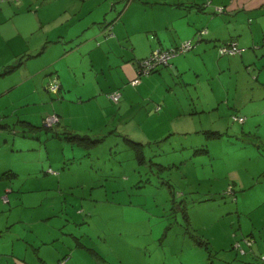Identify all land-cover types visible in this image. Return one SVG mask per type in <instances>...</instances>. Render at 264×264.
<instances>
[{
  "label": "rangeland",
  "instance_id": "obj_1",
  "mask_svg": "<svg viewBox=\"0 0 264 264\" xmlns=\"http://www.w3.org/2000/svg\"><path fill=\"white\" fill-rule=\"evenodd\" d=\"M105 1L58 0L38 26L21 15L9 28L10 50L26 51L0 74V264H264L263 88L236 63L213 75L224 41L180 40L189 31L166 30L151 0L123 13L133 42L86 41L117 32ZM79 8L81 24L68 26L77 15L64 9ZM155 28L167 48L193 47L132 80L117 56L134 64V48L141 59L161 48ZM52 46L70 51L59 73ZM19 60L48 67L22 80ZM13 180L8 191L2 181Z\"/></svg>",
  "mask_w": 264,
  "mask_h": 264
},
{
  "label": "crops",
  "instance_id": "obj_2",
  "mask_svg": "<svg viewBox=\"0 0 264 264\" xmlns=\"http://www.w3.org/2000/svg\"><path fill=\"white\" fill-rule=\"evenodd\" d=\"M122 0H115L113 5L110 4L109 0L105 1V6L103 8V21H108L107 16L110 14L111 17L115 19L114 27L117 26V32L108 34L109 37L106 38L102 36V32L95 33L92 37L88 38L86 41H93L95 38H101L102 42H106L112 40V36L116 38V42L118 44H122V40L127 42H133V34L126 28V24L123 23V13L129 10L134 4H136L137 0H129L120 11V3ZM153 4H157L161 6L162 11L166 14L167 18L164 22V28L169 30L171 34H175L178 36L180 29H187L189 32L180 37V40L185 38L192 37L195 35L200 29L205 28L206 33L203 34L202 38H199V41L209 42L208 44H213L212 48L216 46L218 41H224L223 43H227L230 41L236 42V45L242 48V52L237 55H224L221 58L217 59V66L215 73L218 78L226 77V74H232L231 67L236 63L241 69L248 71L249 74H252L251 77H255L257 80V86L263 89H259L261 94V100H263L264 104V47L260 44L262 43V39L264 38V0H151ZM58 0H0V74H5L10 70L8 69V65L10 63H14L16 58L24 51L19 44L15 49L10 50L12 47L9 42V28L17 29L16 23L21 15H29L30 24L33 27L38 26L42 23L41 14L44 10L48 8H52L53 5H56ZM207 3H210L207 5ZM216 6L217 10H222L223 13H210L205 10V7L214 8ZM176 7V8H175ZM195 11H194V10ZM116 10V12L114 11ZM75 12L77 15V19L73 20L69 23L68 26H72L75 22L81 24L85 13L82 8L77 10L64 9V13ZM54 20V18L52 19ZM99 23L97 20H89L84 26H82V30H86L88 28H96L95 24ZM64 24V23H62ZM128 27V25H127ZM225 28L226 31L221 33L219 29ZM6 31L4 33L3 31ZM113 30V29H112ZM119 30V31H118ZM104 33V32H103ZM151 35H153V40L155 39L156 44L161 48H167L169 44H167L163 36L160 34L159 29L155 28L151 30ZM103 37V38H102ZM65 41L64 34H60L58 40L51 41V43H59V39ZM72 38H70L71 40ZM60 45V44H59ZM134 47V44H133ZM43 51V50H42ZM39 51L38 53H42ZM49 54L53 55V60L51 64V69H55L56 72L59 73V69L55 66V62L59 59H64L69 56V50L61 47H51L46 50ZM45 51V52H46ZM29 56V54H28ZM235 56V57H231ZM120 60L121 67L124 68L126 75L130 79L137 78L136 72V63L141 57L137 55L134 48L133 57L136 58V62L130 63L129 61L122 62V55L118 54L117 56ZM22 58V57H20ZM16 68V72L20 74L22 80H25L29 77H34L36 74L42 76L43 69H46L48 66H44L43 64L34 66L35 68H30L29 63H20ZM7 66V67H6ZM16 66V65H15ZM14 67V66H13ZM12 67V68H13ZM33 71V73H32ZM220 73V74H218ZM55 75L54 73L52 74ZM21 80V81H22ZM50 82V81H49ZM47 82V83H49ZM43 80L41 77L40 86L43 84ZM141 84L140 80H135L134 85ZM37 89V87H34ZM9 89V88H7ZM60 89V83H59ZM58 89V90H59ZM57 90V91H58ZM55 93V92H53ZM121 96V93H120ZM120 98V97H119ZM237 103V99L234 98V104ZM54 115V114H52ZM6 114H0V118L5 117ZM47 118V117H46ZM44 119V124L45 120ZM58 122H55V124ZM47 127L52 126L45 124ZM4 128V125L1 127ZM0 128V129H1ZM5 169H14V168H5ZM11 175L14 177L17 176V173L11 171ZM5 186H7V190L10 189L11 185H15V181H2ZM28 182V179L23 180L21 185H25ZM4 186V187H5ZM10 191V190H8ZM7 200V199H6Z\"/></svg>",
  "mask_w": 264,
  "mask_h": 264
},
{
  "label": "built area",
  "instance_id": "obj_3",
  "mask_svg": "<svg viewBox=\"0 0 264 264\" xmlns=\"http://www.w3.org/2000/svg\"><path fill=\"white\" fill-rule=\"evenodd\" d=\"M206 33V29H202L200 32H198L199 37ZM228 44L223 43L224 45H221L219 48L221 50V53H235L237 50L236 43L232 41L227 42ZM191 41H185L177 48L172 49H155L151 52V54L148 57H145L141 60H139L137 63V75L140 76L141 74H144V72H149L153 70L156 66L160 64H167L169 60L176 54L184 53L188 50H191L192 48ZM48 89L53 90L54 92L57 91L59 88V82L53 79L47 86ZM120 97L119 92H115L109 95V99L113 102H118ZM241 120V119H239ZM55 122H58L57 117L54 115H50L46 118L45 124L51 125ZM4 199H7L4 196Z\"/></svg>",
  "mask_w": 264,
  "mask_h": 264
},
{
  "label": "trees",
  "instance_id": "obj_4",
  "mask_svg": "<svg viewBox=\"0 0 264 264\" xmlns=\"http://www.w3.org/2000/svg\"><path fill=\"white\" fill-rule=\"evenodd\" d=\"M203 29H205V28H203ZM202 29H200L198 32H200ZM197 32V33H198ZM231 42V41H230ZM234 41H232V43H233ZM236 43V42H235ZM226 44H228V43H226ZM224 45V44H223ZM261 46H263L264 47V38L262 39V43L260 44ZM236 46H238V45H236ZM222 47V46H221ZM239 47V46H238ZM175 48H177V47H175ZM166 49H169V48H166ZM241 52H242V50H241ZM234 54H236V53H230L229 54V52L228 53H222L221 55H234ZM139 61V60H138ZM138 64V63H137ZM138 66V65H137ZM136 72H137V68H136ZM239 119H241V120H239ZM234 121H237V122H239V123H243L244 122V117H238V116H234V119H233ZM3 125L0 123V128L2 127ZM50 127V126H49ZM76 136H77V134L76 135H73V136H68V137H73V138H76Z\"/></svg>",
  "mask_w": 264,
  "mask_h": 264
}]
</instances>
